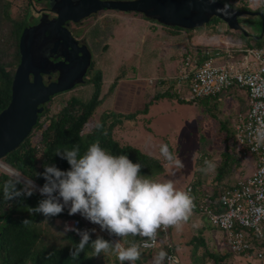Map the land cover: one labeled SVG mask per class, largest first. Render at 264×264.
Instances as JSON below:
<instances>
[{"label": "trees", "instance_id": "trees-1", "mask_svg": "<svg viewBox=\"0 0 264 264\" xmlns=\"http://www.w3.org/2000/svg\"><path fill=\"white\" fill-rule=\"evenodd\" d=\"M216 1L226 4L236 10H249L246 5H234L228 0ZM8 7V2L0 0V111L9 101L11 80L14 69L19 61L18 39L26 22L21 19V16L14 18L10 17L8 15ZM256 11H261L264 15L263 9L257 8ZM137 14H139L143 20L148 22L147 25H150L148 30L153 28L151 25L154 23L163 27L165 26L151 18L143 16L140 13ZM212 18L216 19L215 17ZM212 18H210L207 23H209ZM238 21L240 22L241 20ZM210 26V34L233 35L232 39H240L242 41V46L244 47L258 46L264 41V38L261 35L251 36L242 29L231 30L227 26L219 29L212 23ZM166 28L172 29V32L190 30L181 29L176 26H166ZM232 33H235V35ZM146 38L142 42L141 50H145L147 47L146 42L150 40H147ZM249 38L252 40L251 43L249 42ZM246 39L248 41H245ZM7 47L12 48L10 54L6 52ZM201 48H203V46H184L181 53V62H183L185 55L189 54L195 56L196 62L199 63L203 59V52H201ZM8 56H10L9 59H7ZM152 58L153 51H146L145 55H143V62H150L152 61ZM122 68L123 67L120 68L118 74L114 75V79L109 84V88L106 91L105 96L111 93L116 85V82L124 76L125 71ZM130 69L133 71L134 67L131 66ZM174 73H176L175 70L169 75H160L162 73L159 72L157 84H159L162 90L159 93L156 92L153 97L158 98L159 96L168 97L172 95H179L176 92L175 94L173 91L168 90L169 87L175 85L173 77L175 75ZM100 79L101 72L97 69L91 77H87L82 83V85L89 82L91 83V90H87V88H85L86 92H88L86 100L70 96L64 101V104L60 109L53 110V114L48 115L47 112L49 111L51 97L43 104V109L37 114L36 121L32 125L29 133L13 150L2 156L0 161L26 180L33 181L36 186H43L45 180L42 176L37 174L44 171L45 165H55L61 170H68L70 168L66 159L56 155V151L58 149H71L73 146L78 145L80 154L82 155L90 144L98 141L102 148L110 151L113 155L125 154L132 162H139L143 166L141 168V174L151 177L152 175L160 172L162 164L159 162L157 157L148 155L130 144H120L111 136L112 126L119 122L116 116L122 115L102 113L98 122L89 125V119L93 114L92 111H95L94 109L101 104L103 99V96L100 95V86L102 85L100 83ZM225 91L227 93L239 92L236 87L226 89ZM60 93H56L55 95ZM216 95H220V93L196 100L202 101L204 98L208 97H213L215 99ZM178 99H180V97ZM152 100L154 99L149 101ZM185 101L193 102L195 100ZM244 102L245 104H243ZM244 102H240L242 107L235 110V115L237 113L245 112L247 103L246 100H244ZM212 106H214V104H212ZM212 106L209 105V109L213 111L214 108ZM236 107H238L237 103ZM142 111H146V104L141 112ZM41 117H43L42 120L40 119ZM132 117H134V113L126 114L127 119ZM229 121L232 122L228 115H225L217 121L218 134H222V138L225 139L226 148L219 152L218 156L221 160L219 164L216 165L215 170L211 171L212 175H206V173L200 171V169L204 167L205 161V159L203 160L201 158L200 160H202V162H199V167L196 169L197 172H194L195 175H193L192 179L185 186V188L187 186L190 187L191 195L193 196L194 201L199 202L200 200H204L207 202L205 194L209 193L211 196L209 201L212 204L216 203V198L219 192L223 189L232 187L240 177L238 175L230 177L232 166L235 165L237 167V164L243 165L244 163L242 166L244 170H246L244 176H246L247 173H250L251 157L239 156V153L235 150L234 138L232 139V136L227 138L225 137L224 129L226 125L229 124ZM4 170L5 169L0 168V264H98V257L103 260L104 264H120L113 252H109L107 254L102 253L100 256H91V244L85 247L84 252L80 253L77 260H72L70 252L75 247V244L79 242L80 237L76 233L70 231L64 233L62 220L68 217H75V215L70 216L68 214L67 207H65L61 214L53 217H45L41 213L30 214L28 208H35L38 205V202L41 199H44L39 191H34L31 196L21 195L10 200L6 199L4 195L6 187L11 190L14 186L19 190L25 188L26 182L12 175L11 172ZM225 175L229 176L224 178ZM193 212H197L196 209H193ZM25 219H29L31 223L23 225L22 221ZM4 221H6L7 224H5ZM204 221L206 225L212 227L206 219ZM43 225L50 227L55 233L50 232L49 235V231H43ZM78 228L81 230L94 229L92 225L87 224L84 221L79 223ZM97 235L110 240L107 235L100 232L91 233L92 240H94ZM111 236L116 240L120 239L114 235ZM143 239L145 238L140 236H128L121 238V242L126 243L134 240L139 243ZM160 239L163 241L161 240V243H159L155 248L141 249L142 255L141 258L136 261V264L153 263L154 257L161 249L165 250L168 254L173 255L177 260V264H181L177 256L178 254L175 251L176 245L174 243H166L165 235L161 236ZM188 244L190 246L189 255L192 256L193 261L198 262L197 264L204 263V256H206L211 264H224V259L227 255L235 256V254L229 251L222 254L211 252L202 237L193 236ZM197 245L202 246L203 250L200 253V256L195 257L194 255ZM252 245L254 246V249H258L261 252L262 257L260 259H264V242L253 240Z\"/></svg>", "mask_w": 264, "mask_h": 264}, {"label": "rangeland", "instance_id": "rangeland-1", "mask_svg": "<svg viewBox=\"0 0 264 264\" xmlns=\"http://www.w3.org/2000/svg\"><path fill=\"white\" fill-rule=\"evenodd\" d=\"M5 1L9 4L8 15L12 18L21 16V19H23L24 22L26 21L25 25L28 21L31 22L37 17L36 8L38 7V0ZM228 1L234 5H246L248 7L247 9L250 11L256 10L257 8L264 10V0ZM135 16L117 11H104L99 18H93L88 23L91 28L92 24L98 21L108 29V33L111 32L110 28H113L112 37L114 36L112 39L111 35H109V38L107 34H105L102 38L103 41L106 39L110 49L109 51L106 49V57L101 50V43H97L93 48L95 56L94 66L89 69L88 77H91L97 69L101 72L100 83L102 85L100 86V95H102L103 98L107 96V99L104 98V101H106L98 106L96 111H92L93 114L89 119V125L99 121V115L102 110L104 113H117L115 112L116 104L121 107L120 110L123 111L121 113L127 114L132 112L137 106L141 105L140 101L144 96L143 94L135 96L137 94L136 91L143 89L146 92L145 95L150 96L148 99L154 100L147 101L146 111L139 112L132 118L127 119L126 116H116L119 122L117 121L118 123L112 126L111 136L120 144H130L148 155L159 158V162L161 164L163 163L162 169L151 177L154 179H172L175 181L177 188L184 190L193 175H195L194 172H197L196 169L199 167V162H202V160H200L201 158L211 161L215 165L219 164L221 159L218 155L222 149L226 148V142L225 139L222 138V134H218L217 121L225 115H228L229 119L234 123L235 110L242 107L240 102H244L245 100L244 93L241 90L237 93H227L225 91L220 93V95H216L215 99L213 97H208L204 98L202 101L195 100L193 102L180 100L178 99L179 95L168 97L159 96L155 98L153 97L155 93H159L162 90L159 84H157V77L159 76V72L162 73L160 75H166V70L168 69L169 71L171 70V72L175 70L176 73L180 70L182 66L181 53L184 46L194 45L200 47L231 48L234 47L233 42L239 44L240 40L232 39L233 35L229 34H210L211 23L215 24L219 29L225 28L226 26L217 18V20L212 18L209 23H205L200 27L177 32H172V29L154 23L151 25L153 28L149 29L151 37L150 40L146 42L147 47L145 50L141 51L138 45H142L140 44V40L143 38L146 29H148L150 25L148 26L146 21L139 19L142 18L140 15H136L135 13ZM238 20H241L239 24L243 31L251 36H260L261 29L258 17L250 14H242L238 16ZM124 25L127 29L123 33L121 26ZM232 34L235 35V33ZM89 35L92 37L91 30H89ZM262 37L264 38V36ZM245 41L248 40L246 39ZM251 41V38H249L250 43ZM150 49L153 51L152 60H155V63L151 61L152 67L148 66L149 62H147L148 64L143 62V55ZM11 51L12 48L7 47L6 52L10 54ZM9 58L10 56H8L7 59ZM158 60L162 65L159 64L156 66ZM164 63L166 64L165 67ZM131 66L134 67L133 71L130 69ZM121 67H123L122 69L125 71L124 76L116 82L113 92L105 96L109 84L113 81L114 75L119 73ZM134 77H137V79ZM140 77L142 78L141 80L139 79ZM124 78L126 79L124 80ZM85 88L91 90V83L89 82L84 85H82V83L77 84L70 90L52 96L47 114H53V110L60 109L64 101L70 96L86 100L88 92H86ZM168 90L175 93L177 87L173 85L169 87ZM139 92L141 93L142 91ZM236 103L238 107H236ZM207 104L211 106L214 104V106H212L214 108L213 111L209 109V105ZM243 104H245V102ZM149 106L151 107L150 109ZM42 118L43 117L40 119L42 120ZM232 122L229 121V124H227L224 129L226 138L232 136L233 139ZM165 144L172 153L173 159L171 160L165 159L161 154V145ZM235 150H237L236 147ZM176 156L182 160L184 165L183 168L175 167L174 158ZM243 165L237 164V167L235 165V167L232 166L230 177L236 175L240 176L237 180L244 177L246 170L242 167ZM206 175H212V172H208ZM228 176L229 175H225L224 178ZM191 217V219L189 218V220L184 223L181 231H176L174 227H169L170 230L168 231L170 234L167 231L168 240H172L171 242L176 245L175 251L178 254L177 256L181 264L198 263L193 261L192 256L189 255L190 246L188 242L193 236L202 237L211 252L217 254L227 252L225 244L222 243L224 240L222 231L206 225L204 217L198 212H195V214L193 212ZM194 224L197 225V227H193ZM42 229L43 231H49V235L50 232L55 233L53 229L45 225L42 226ZM171 236H173V238H171ZM202 250V246L197 245L194 256H200ZM97 260L98 264H104L101 258L98 257ZM203 262V264H211L206 256L203 257ZM149 264L153 263L150 262ZM224 264H264V259L248 260L237 255H227L224 259Z\"/></svg>", "mask_w": 264, "mask_h": 264}, {"label": "clouds", "instance_id": "clouds-1", "mask_svg": "<svg viewBox=\"0 0 264 264\" xmlns=\"http://www.w3.org/2000/svg\"><path fill=\"white\" fill-rule=\"evenodd\" d=\"M161 154L165 159H173L166 144L161 145ZM56 155L67 160L68 170L45 165L44 171L37 174L44 178L43 186H36L29 180L23 189L13 186L9 190L6 187L4 195L10 200L39 191L44 199L35 208H28L30 214L53 217L67 207L70 216L79 214L98 225L101 231L120 238L110 241L97 235L92 240L91 233L95 229L81 230L66 223L64 233L72 231L80 237L70 252L72 260H77L85 247L91 244V256L113 252L120 264H136L142 255L141 245L134 240L122 243L121 238L140 236L155 240L162 227L181 231L193 214L195 204L190 189L177 188L172 179H154L141 174L143 166L139 162H132L125 154L113 155L98 141L90 144L82 155L78 145L71 149H58ZM174 164L176 168L184 167L178 156L174 158ZM215 167L213 162L205 160L200 171L208 173ZM29 223V219L22 221L23 225ZM166 258L168 253L161 249L153 264H164Z\"/></svg>", "mask_w": 264, "mask_h": 264}, {"label": "built area", "instance_id": "built-area-1", "mask_svg": "<svg viewBox=\"0 0 264 264\" xmlns=\"http://www.w3.org/2000/svg\"><path fill=\"white\" fill-rule=\"evenodd\" d=\"M201 52L203 59L199 63L195 56L185 55L180 70L173 76L176 92L180 99L196 100L233 87L243 91L247 108L235 115L233 138L239 156L251 157V166L248 175L219 192L215 205L206 193L207 202L194 201V209L222 231L227 251L259 260L262 254L252 243L264 242V41L258 46L203 47ZM83 221L92 225L95 232L104 233L79 214L62 220V228L66 223L78 228ZM166 232L167 228L162 227L155 240H141V249L155 248ZM165 264H177V260L168 254Z\"/></svg>", "mask_w": 264, "mask_h": 264}, {"label": "water", "instance_id": "water-1", "mask_svg": "<svg viewBox=\"0 0 264 264\" xmlns=\"http://www.w3.org/2000/svg\"><path fill=\"white\" fill-rule=\"evenodd\" d=\"M49 6L57 14L56 25L65 19L77 21L89 13L102 9L134 11L151 18L165 26H176L181 29H192L207 23L210 18L221 20L231 30H241L238 16L242 14L258 17L261 33L264 31V15L261 11L236 10L216 0H53ZM44 25L41 20L34 26L22 29L18 39L19 61L14 69L10 97L7 105L0 111V158L13 150L29 133L36 121L43 104L56 93L70 90L75 84H81L89 62V53L85 47L75 48L72 57L63 66H49L57 70L55 81L43 84L41 74L47 69L43 64L35 66L31 44L35 34ZM77 52L80 54L77 55ZM31 75L29 79L28 75ZM5 169H8L5 167ZM12 175L27 182L25 178L8 169ZM104 234L115 241L109 233Z\"/></svg>", "mask_w": 264, "mask_h": 264}, {"label": "flooded vegetation", "instance_id": "flooded-vegetation-1", "mask_svg": "<svg viewBox=\"0 0 264 264\" xmlns=\"http://www.w3.org/2000/svg\"><path fill=\"white\" fill-rule=\"evenodd\" d=\"M99 1H126V0H99ZM50 2L51 4H53V0H50ZM49 4H50L49 0H38V7L36 8L37 17L33 16L35 17V19L32 20L31 22L28 21L27 24L23 27L25 28V27L34 26L40 20H41V24L44 25L41 31L35 34V37L33 38L31 44V48L33 52H35L33 58L35 66H39V64H43L44 68L47 69L46 73L41 74V79L43 84H47L48 82L55 81L58 75L57 70H52L51 68L48 67L57 63L59 64V66H63L68 62V58L70 56L72 57V53L74 49L80 47H85L89 53V62L86 67V71L83 75V80L85 81V79L88 77L87 74L89 69L94 66L95 56H94L93 48L97 45V43H101V50L106 57V49H108V51L110 49L106 39L103 41L102 38L105 34H107V37L111 35V38L112 39L114 38V36L112 37L113 28L112 29L110 28L111 32L109 33L111 34H109L108 29L98 21L94 22L92 24V27L90 28L88 24L89 21L93 18L95 19L99 18L101 13L104 11H117L120 13L130 14L131 16H135L136 13L134 11L102 9L94 13H89L88 15L79 18L77 21H73L71 19H65L61 21L59 25H57L54 28V25H56L55 21L57 19V14L54 11H52ZM136 15L139 14L136 13ZM89 30H91L92 37H90L89 35ZM78 54L80 53L77 52V55ZM28 77L29 79H31L30 74L28 75Z\"/></svg>", "mask_w": 264, "mask_h": 264}, {"label": "crops", "instance_id": "crops-1", "mask_svg": "<svg viewBox=\"0 0 264 264\" xmlns=\"http://www.w3.org/2000/svg\"><path fill=\"white\" fill-rule=\"evenodd\" d=\"M256 11V10H255ZM247 15V14H246ZM135 17H137V16H135ZM138 18V17H137ZM139 19H141V20H143L142 18H139ZM144 21H146V20H144ZM239 22V21H238ZM146 24H148V22L146 21ZM127 25H130V24H127ZM241 26V25H240ZM121 29H122V31H123V33H124V31L127 29L126 27H125V25L124 26H121ZM264 32V31H263ZM262 32V33H263ZM247 33V32H246ZM147 37V38H146ZM150 37H151V32H149V30L148 29H146V32H145V34L143 35V38L140 40V44H142V42L144 41V39L146 38L147 40H149L150 39ZM237 40V39H236ZM238 40H240V39H238ZM239 43V42H238ZM233 44L235 45V46H239V45H242V41L240 40V43L239 44H237L236 42H233ZM139 47V50H141L142 49V47L140 46V45H138ZM150 50H152V49H150ZM142 51V50H141ZM153 59V58H152ZM151 59V60H152ZM154 63H155V60H152ZM148 64V63H147ZM147 64H146V66H147ZM160 64V61L158 60V64L156 65V66H158ZM169 64V63H168ZM172 64V63H171ZM165 63H164V67H165ZM170 65V64H169ZM149 67H152V62L150 61L149 62V65H148ZM127 72V71H126ZM171 72V70L169 71V69L168 70H166V73H167V75H169V74H171L170 73ZM178 72V71H177ZM175 75L177 74V73H174ZM174 75V76H175ZM135 79H137V77H134ZM126 78H124V80H125ZM140 80L142 79L141 77L139 78ZM122 80V79H121ZM114 88H115V86H114ZM139 88H140V86H139ZM114 90V89H113ZM113 90L111 91V92H113ZM118 90V89H117ZM139 91H142L141 93L139 92ZM116 92V91H115ZM137 92V94L135 95V96H139L140 94H143L144 96H143V98H142V100L140 101L141 102V105L140 106H137L132 112H130L131 114L132 113H134V116L136 115V114H138L139 112H141V110L144 108V105L146 104V102L147 101H149V99L148 98H150V96L149 95H145L146 94V92L142 89V90H137L136 91ZM111 94V93H110ZM133 95V94H132ZM107 97V96H106ZM106 97H104V98H106ZM108 97H109V95H108ZM104 98L102 99V102H101V104L103 103V102H105L104 101ZM107 99V98H106ZM100 104V105H101ZM99 105V106H100ZM120 106H118V104H116V106H115V109H116V111L115 112H117V113H112V112H108L109 114H114V115H122V116H126V114L125 113H121V112H123V111H121L120 110ZM151 107L149 106V109H150ZM95 111H96V108L94 109ZM103 111V110H102ZM100 112V115L102 114V113H104V112ZM128 114V113H127ZM99 115V116H100ZM122 144V143H121ZM246 157V156H245ZM159 159V158H158ZM164 164H165V161H164ZM162 166H163V163H162ZM194 214H195V212H194ZM192 218V217H191ZM190 218V219H191ZM168 230H170V228L168 227V229H167V231ZM168 233H169V231H168ZM168 233L166 232V235H165V238H167V239H165L166 240V243H172L171 241L172 240H170V242H169V240H168ZM170 234V233H169ZM174 236V235H173ZM173 236H171V238H173ZM176 237V236H175ZM114 238V237H113ZM162 239H160V241H161ZM163 241V240H162Z\"/></svg>", "mask_w": 264, "mask_h": 264}, {"label": "bare ground", "instance_id": "bare-ground-1", "mask_svg": "<svg viewBox=\"0 0 264 264\" xmlns=\"http://www.w3.org/2000/svg\"><path fill=\"white\" fill-rule=\"evenodd\" d=\"M5 167H7V166L4 163L0 162V168L5 169ZM5 170L9 171L8 169H5Z\"/></svg>", "mask_w": 264, "mask_h": 264}]
</instances>
